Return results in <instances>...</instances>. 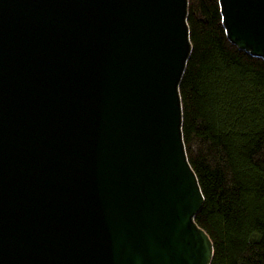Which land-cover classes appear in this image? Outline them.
<instances>
[{"label": "water", "instance_id": "water-1", "mask_svg": "<svg viewBox=\"0 0 264 264\" xmlns=\"http://www.w3.org/2000/svg\"><path fill=\"white\" fill-rule=\"evenodd\" d=\"M264 61V0H218ZM188 0H0V264H211L182 135Z\"/></svg>", "mask_w": 264, "mask_h": 264}, {"label": "trees", "instance_id": "trees-1", "mask_svg": "<svg viewBox=\"0 0 264 264\" xmlns=\"http://www.w3.org/2000/svg\"><path fill=\"white\" fill-rule=\"evenodd\" d=\"M192 52L179 94L211 264H264V61L232 45L218 0H188Z\"/></svg>", "mask_w": 264, "mask_h": 264}]
</instances>
